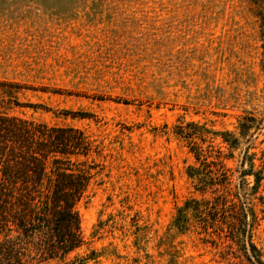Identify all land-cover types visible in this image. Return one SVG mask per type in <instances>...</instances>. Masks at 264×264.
<instances>
[{"label": "rangeland", "instance_id": "obj_1", "mask_svg": "<svg viewBox=\"0 0 264 264\" xmlns=\"http://www.w3.org/2000/svg\"><path fill=\"white\" fill-rule=\"evenodd\" d=\"M0 83V111L102 147L84 245L32 264H249L194 211L177 221L224 191L254 210L264 254V0H0Z\"/></svg>", "mask_w": 264, "mask_h": 264}, {"label": "trees", "instance_id": "obj_2", "mask_svg": "<svg viewBox=\"0 0 264 264\" xmlns=\"http://www.w3.org/2000/svg\"><path fill=\"white\" fill-rule=\"evenodd\" d=\"M0 86L3 95L12 97L7 88L13 85ZM225 142L232 147L239 143L236 138ZM101 151V145L81 129L0 111V264L65 261L84 245L77 205L100 173L91 158ZM246 160L251 162V173L242 171V179L256 176L248 155ZM208 172L192 167L190 173L204 191L216 186L212 170ZM260 177H255L257 184ZM225 181L228 185L227 177ZM227 195L225 191L218 194L213 206L187 202L179 209L178 223L194 211L206 233L214 229L220 239L235 243L249 264H264V254L253 241L256 217L250 216L254 217V210L242 200L241 207L229 208Z\"/></svg>", "mask_w": 264, "mask_h": 264}]
</instances>
